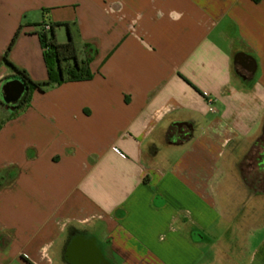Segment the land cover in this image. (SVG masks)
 I'll return each mask as SVG.
<instances>
[{
	"label": "crops",
	"instance_id": "0c3cea01",
	"mask_svg": "<svg viewBox=\"0 0 264 264\" xmlns=\"http://www.w3.org/2000/svg\"><path fill=\"white\" fill-rule=\"evenodd\" d=\"M43 24L93 79L14 113ZM263 146L264 0H0V264H264Z\"/></svg>",
	"mask_w": 264,
	"mask_h": 264
},
{
	"label": "trees",
	"instance_id": "16d2710c",
	"mask_svg": "<svg viewBox=\"0 0 264 264\" xmlns=\"http://www.w3.org/2000/svg\"><path fill=\"white\" fill-rule=\"evenodd\" d=\"M57 26L60 27L59 25ZM39 27L41 28L42 25ZM68 34L69 41L66 43H59L55 33V26L51 25V30L49 32L41 30L39 33L40 41L44 49V58L48 67V80L41 83L34 82L25 70L17 68L8 60L9 52L18 34L16 35L4 57V63L7 64L15 74L14 76L8 77L6 81L10 78H16L18 81L24 83L28 90L23 96L21 103L13 107L14 113L29 104L36 91L45 92L50 87L62 85L65 82H81L93 79L89 61L82 64L79 63L77 47L71 34ZM70 62H75V65H71Z\"/></svg>",
	"mask_w": 264,
	"mask_h": 264
},
{
	"label": "flooded vegetation",
	"instance_id": "af4514ba",
	"mask_svg": "<svg viewBox=\"0 0 264 264\" xmlns=\"http://www.w3.org/2000/svg\"><path fill=\"white\" fill-rule=\"evenodd\" d=\"M16 81H18V79L10 78L5 82V84L16 82ZM2 99H3L2 104H4L5 107L13 109V107L21 103L23 97L17 104H11V105L6 104L3 97ZM256 162L259 168L264 172V146H263V151L258 154L256 158ZM71 247L72 248L70 250V257L73 258L75 261L79 262L80 264H95L96 263L97 261L96 256H95L96 254L90 244H82L81 240L77 238L73 240Z\"/></svg>",
	"mask_w": 264,
	"mask_h": 264
},
{
	"label": "water",
	"instance_id": "95a60500",
	"mask_svg": "<svg viewBox=\"0 0 264 264\" xmlns=\"http://www.w3.org/2000/svg\"><path fill=\"white\" fill-rule=\"evenodd\" d=\"M27 87L21 81L5 84L2 88V95L6 104H17L27 92ZM182 127V124L179 125Z\"/></svg>",
	"mask_w": 264,
	"mask_h": 264
},
{
	"label": "built area",
	"instance_id": "2783aa9c",
	"mask_svg": "<svg viewBox=\"0 0 264 264\" xmlns=\"http://www.w3.org/2000/svg\"><path fill=\"white\" fill-rule=\"evenodd\" d=\"M41 30H43L44 32H49L51 30V25L50 24H43L42 27H41ZM206 101H207L208 106H209V111L211 113H213V114L217 113V109H216V99L213 98L212 96H208L207 95L206 96ZM116 151L119 152L117 149H116Z\"/></svg>",
	"mask_w": 264,
	"mask_h": 264
},
{
	"label": "rangeland",
	"instance_id": "374dc122",
	"mask_svg": "<svg viewBox=\"0 0 264 264\" xmlns=\"http://www.w3.org/2000/svg\"><path fill=\"white\" fill-rule=\"evenodd\" d=\"M61 27V29L59 28L58 29V33H59V35H61V39H63L64 41H69V34H68V32H67V28L64 26H60ZM82 58H84V57H82ZM86 62V61H85ZM70 64L71 65H75V62H70ZM67 65V64H66ZM12 70V69H11ZM48 90V89H47ZM22 111V110H21ZM20 111V112H21ZM19 113V112H18Z\"/></svg>",
	"mask_w": 264,
	"mask_h": 264
}]
</instances>
